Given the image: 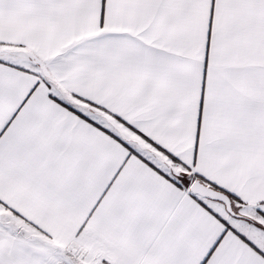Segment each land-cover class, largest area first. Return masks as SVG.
Here are the masks:
<instances>
[{"label":"snow or ice","instance_id":"6c2138e0","mask_svg":"<svg viewBox=\"0 0 264 264\" xmlns=\"http://www.w3.org/2000/svg\"><path fill=\"white\" fill-rule=\"evenodd\" d=\"M0 264H264V0H0Z\"/></svg>","mask_w":264,"mask_h":264}]
</instances>
